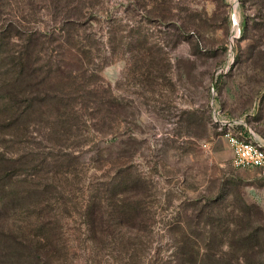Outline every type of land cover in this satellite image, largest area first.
I'll return each instance as SVG.
<instances>
[{
  "label": "rangeland",
  "instance_id": "1",
  "mask_svg": "<svg viewBox=\"0 0 264 264\" xmlns=\"http://www.w3.org/2000/svg\"><path fill=\"white\" fill-rule=\"evenodd\" d=\"M262 1L0 0V38L7 21L48 33L32 59L67 66L23 145L67 181L52 264H264V172L233 167L224 136L264 146Z\"/></svg>",
  "mask_w": 264,
  "mask_h": 264
},
{
  "label": "trees",
  "instance_id": "2",
  "mask_svg": "<svg viewBox=\"0 0 264 264\" xmlns=\"http://www.w3.org/2000/svg\"><path fill=\"white\" fill-rule=\"evenodd\" d=\"M1 33L0 60L3 59L5 67L1 82L7 81V84L0 87L3 94L0 97V136L7 135V153L0 151V216L7 218V247L4 248L7 254L0 258L7 259V264H52L55 252L63 250L60 228L69 205H72L65 194L67 181L61 182L63 169H51L53 175L44 176L47 168L55 165L48 159L39 160L32 151L25 153L23 145L25 137L31 133L30 128L40 124L31 120L29 114L34 108L57 103L56 96H49V93L60 81L67 80H61L67 66L62 62L61 53L58 58L57 52L48 51V54L46 47L39 50L43 55L41 58L38 53L32 59L36 54L33 50L42 44L48 33L27 34L8 21L7 28ZM23 37L29 45L34 44L32 50L28 45L23 46L20 52L13 48L11 40H23ZM6 38L7 56H4L1 51ZM64 43L70 44V41ZM56 48L64 50L65 47L60 44ZM38 63L41 65L37 66ZM61 125L66 127L67 122ZM49 130L52 134L56 132L52 123ZM52 181L59 182V186L53 185ZM64 252H67L65 246Z\"/></svg>",
  "mask_w": 264,
  "mask_h": 264
},
{
  "label": "built area",
  "instance_id": "3",
  "mask_svg": "<svg viewBox=\"0 0 264 264\" xmlns=\"http://www.w3.org/2000/svg\"><path fill=\"white\" fill-rule=\"evenodd\" d=\"M233 128L224 133L231 150L232 165L238 169H258L264 172V146L249 131L235 130L233 122H227Z\"/></svg>",
  "mask_w": 264,
  "mask_h": 264
}]
</instances>
